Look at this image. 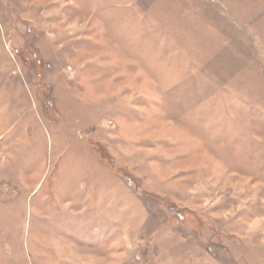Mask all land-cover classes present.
Returning <instances> with one entry per match:
<instances>
[{
  "label": "rangeland",
  "instance_id": "rangeland-1",
  "mask_svg": "<svg viewBox=\"0 0 264 264\" xmlns=\"http://www.w3.org/2000/svg\"><path fill=\"white\" fill-rule=\"evenodd\" d=\"M0 264H264V0H0Z\"/></svg>",
  "mask_w": 264,
  "mask_h": 264
}]
</instances>
